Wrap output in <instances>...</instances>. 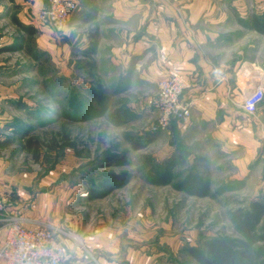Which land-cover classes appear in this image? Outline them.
<instances>
[{"label": "rangeland", "instance_id": "374dc122", "mask_svg": "<svg viewBox=\"0 0 264 264\" xmlns=\"http://www.w3.org/2000/svg\"><path fill=\"white\" fill-rule=\"evenodd\" d=\"M252 2L248 13L264 17V0ZM71 22L61 31L51 29L43 42L36 33L30 44L8 27L22 48L0 54V197L17 213L63 231L64 248L70 239L83 250L89 242L106 245L101 254L109 258L134 253L138 264H202L191 248L210 260L207 241L240 237L229 210L264 193V173L258 180L236 175L232 159L239 151L223 152L200 129H174L189 123L152 130L148 99L157 86L114 94L103 70L94 76L81 70L74 63L82 59L80 47L66 42L69 31L84 26L69 28ZM234 31L232 57L250 60L264 74V33ZM99 85L106 94L97 98L92 90ZM113 115L127 120L115 125ZM112 153L124 155L128 164L103 166ZM172 158L170 183H154ZM120 171L131 175L126 185L85 199L89 185ZM189 175L206 185L202 194L175 186ZM3 230L0 223V239ZM260 243L241 251L251 256ZM247 264H255L254 258Z\"/></svg>", "mask_w": 264, "mask_h": 264}, {"label": "crops", "instance_id": "0c3cea01", "mask_svg": "<svg viewBox=\"0 0 264 264\" xmlns=\"http://www.w3.org/2000/svg\"><path fill=\"white\" fill-rule=\"evenodd\" d=\"M74 1L69 28H84L69 31L66 43L81 49L82 59L74 61L76 66L84 70L82 62L93 61L92 71L103 70L113 84V93L124 94L133 87L157 86L164 75L158 59L162 49L190 79L185 96L194 101L189 125L176 128L171 123L169 129H200L206 139H217L223 152L239 151L232 159L236 175L260 178L264 173V101L253 115L233 103L241 101L243 85H251L258 71L250 60L232 57L234 30L257 31L240 22L251 17L252 0ZM45 4L46 0H0V54L22 48L17 37L7 33L8 27L27 36L29 44L36 42V33L42 42L51 37L52 30L36 18ZM95 38L94 52L86 53ZM246 65L252 71L243 77L239 69ZM259 152L262 155L257 158ZM66 241L67 256L62 264H138L134 253L109 258L101 254L106 245L89 242V248L83 250L70 239Z\"/></svg>", "mask_w": 264, "mask_h": 264}, {"label": "built area", "instance_id": "2783aa9c", "mask_svg": "<svg viewBox=\"0 0 264 264\" xmlns=\"http://www.w3.org/2000/svg\"><path fill=\"white\" fill-rule=\"evenodd\" d=\"M252 3L250 8L254 7ZM75 8L74 0H46L36 18L42 25L61 31ZM158 59L164 75L157 81L155 96L148 99L155 118L151 127L154 131L169 129L171 123L188 124L194 106V101L185 96L191 86L190 79L177 64L168 60L162 49H159ZM245 68L239 69L243 77L249 74L244 72ZM254 73L252 84L243 85L241 89V101L233 102L248 115H253L264 101V77L259 70ZM0 223L4 227L0 240V264H61L65 260V233L56 227L26 219L8 206L3 197H0Z\"/></svg>", "mask_w": 264, "mask_h": 264}, {"label": "trees", "instance_id": "16d2710c", "mask_svg": "<svg viewBox=\"0 0 264 264\" xmlns=\"http://www.w3.org/2000/svg\"><path fill=\"white\" fill-rule=\"evenodd\" d=\"M245 27L253 28L261 33H264V17L258 18L257 15H251L247 21H240ZM96 38L92 40L89 51L86 53H92L95 50ZM93 61L82 62L84 71L89 75H93L91 69ZM92 92L99 96L103 90L98 86V89L92 90ZM127 118L116 116L111 117V121L115 125H122L126 122ZM127 140L133 148H138L139 144L125 134ZM64 145L74 147L73 142L63 141ZM128 159L124 155L118 153H112L108 155L103 166H122L128 164ZM174 159H168L163 164V170L159 177L153 179L156 184H168L171 181L172 168L174 167ZM131 178V175L127 171H120L117 173L109 172L104 174L93 185H89L86 191L85 199L87 201L102 198L112 192L113 190L126 185ZM180 190H185L190 194H202L201 190L206 189V185L196 175H189L185 177L180 183L175 185ZM207 194V190L203 192ZM203 194V195H204ZM264 193L259 197L251 199L244 206H239L229 210V217L233 224L235 231L240 234L239 238L222 237L215 238L212 241L205 243L206 250L211 255V259H204L199 251L189 249L191 254L197 258L202 264H247V261L254 258L255 264H264ZM86 220V219H85ZM255 241L261 242L255 245L251 249V256L248 253H244L241 249H245L249 244Z\"/></svg>", "mask_w": 264, "mask_h": 264}, {"label": "bare ground", "instance_id": "6f19581e", "mask_svg": "<svg viewBox=\"0 0 264 264\" xmlns=\"http://www.w3.org/2000/svg\"><path fill=\"white\" fill-rule=\"evenodd\" d=\"M245 67H247V68L244 69V72L245 73H250V71H252L250 68H248L249 65H246Z\"/></svg>", "mask_w": 264, "mask_h": 264}]
</instances>
